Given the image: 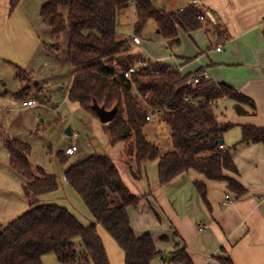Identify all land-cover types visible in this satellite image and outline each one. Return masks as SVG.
I'll return each mask as SVG.
<instances>
[{"label":"trees","instance_id":"16d2710c","mask_svg":"<svg viewBox=\"0 0 264 264\" xmlns=\"http://www.w3.org/2000/svg\"><path fill=\"white\" fill-rule=\"evenodd\" d=\"M20 1L10 0V10ZM132 4L137 13L135 34H141L147 22L154 19L158 34L171 49L180 44L181 31L190 32L211 24L209 16L196 3L169 10L157 6L153 0L47 1L41 7V17L54 35L55 50H60L62 33L70 30L67 60L74 69L68 99L96 116L95 103L108 109L117 108L104 130L112 142L128 141L125 155L136 161L137 172L130 168L136 179L142 176L147 161L158 159L161 185L195 170L209 180L225 181L229 191L243 196L247 188L230 174L239 173L235 162L237 145L220 143L234 123L219 122L218 101L225 98L232 102L239 115L256 114L257 102L229 83L205 77L203 67L183 73L165 61L136 56L132 51L135 36L117 38L118 15ZM63 6L68 7L67 15L61 11ZM208 32L219 43L229 39L221 25ZM139 61L143 63L127 75V70ZM17 67L18 80L32 76ZM200 74V81L195 83L193 78ZM35 85L37 93L42 94L44 83ZM33 94L36 91L25 85L16 96L24 100ZM151 112L159 120L154 123L153 132L148 130L147 115ZM256 142L264 144V126L243 125L238 144ZM5 146L10 152V165L24 178L23 189L31 200L30 208L23 214L7 224L0 223V264H45L44 256L52 252L63 264H112L99 226L123 249L125 264H154L161 255L152 234L135 233L129 215L128 208L137 207L148 193H134L108 154L94 152L69 165L64 172L93 216L85 224L65 205L39 202L38 197L59 188V181L42 168L37 172L33 169L29 143L7 138ZM59 156L67 163L65 153L60 151ZM194 185L211 211L207 182L196 179ZM169 254L160 264H194L186 245L179 242ZM218 258L222 263H233L229 256Z\"/></svg>","mask_w":264,"mask_h":264},{"label":"crops","instance_id":"0c3cea01","mask_svg":"<svg viewBox=\"0 0 264 264\" xmlns=\"http://www.w3.org/2000/svg\"><path fill=\"white\" fill-rule=\"evenodd\" d=\"M47 1L49 0H21L11 11L10 0H0V66L12 62L20 67H27L36 53H40L39 65L44 52L38 51L42 43L50 44L49 52L58 56L56 64L69 63L67 52L65 58L62 45V53L53 48V33L44 35V31L48 29L39 25L40 21L43 22L41 7ZM181 1L182 4H177L176 8L196 3L209 16L211 24L190 32L181 31L178 51L163 60L183 73L194 72L203 67L210 78L235 86L257 102L256 114H237L232 108V102L225 98L218 101L217 109L219 122L234 123L223 136L226 146L237 145L235 162L239 173L230 174L236 177L248 192L237 197L227 189L225 181L209 180L202 173L190 170L184 176H178L166 184L175 182L174 196L170 191L164 194L161 190L164 195L153 202L150 197L154 192L151 189L149 192L142 189L145 185L140 176L141 182L138 183L142 185L137 186V192L140 195L148 193V196L141 200L137 207L128 208L131 223L137 235L152 234L157 247L162 250L161 254L173 250L179 242L181 246L186 245L194 264H225L218 256H229L232 264H264V144H238L242 137L243 125L264 126V0ZM132 7L133 4L124 12L129 14ZM220 25L229 35L228 40L220 42L223 44L222 50L217 49L219 42L215 35L208 32L209 29ZM140 35L134 34L140 37L141 42H135L133 45L143 42ZM68 43L69 41L67 47ZM30 70L34 76H38L37 68L33 65ZM39 81L42 82V79ZM23 86L21 83V87ZM60 89L64 91L65 87L61 85ZM67 93L68 89L65 95ZM188 175L191 180L183 181L182 178ZM196 179L205 180L208 184L211 211L201 203V197L194 185ZM66 187L75 194L71 185ZM50 193L41 196H48ZM227 194L231 200L224 203ZM41 196L39 202L48 201ZM28 205L30 207V204ZM154 206L155 209L160 207L163 211V217L158 216V220L153 214L154 210L152 211ZM74 213L78 216L77 212ZM92 220L90 212V217L82 221L89 224ZM174 229L178 231L179 236L174 234ZM99 232L111 263L125 264V253L115 239L102 226H99Z\"/></svg>","mask_w":264,"mask_h":264},{"label":"rangeland","instance_id":"374dc122","mask_svg":"<svg viewBox=\"0 0 264 264\" xmlns=\"http://www.w3.org/2000/svg\"><path fill=\"white\" fill-rule=\"evenodd\" d=\"M153 2L157 6H165L169 10L182 4L181 0H153ZM61 11L67 15L68 7H61ZM136 20L135 7L131 8L129 14L121 12L118 15L117 38L127 39L133 37ZM39 25L43 29L47 27L48 31H44V35L49 32L52 33L51 28L43 24L42 21L39 22ZM140 36L143 42L140 45H133L132 48L136 56L164 61V58H169L171 54L173 55V52H177L179 49V47L168 48L166 41L157 32L154 19L147 22ZM61 39L64 50L62 48L60 53L64 51L66 58L67 41L70 39L69 29L64 32ZM49 45V43H42V47L38 49L39 52L40 50L44 51L42 52V60H39V65L38 55L40 53H36L27 67L21 66L27 72L32 73V76L28 78L26 76L25 80L20 81L17 79L16 75L19 69L16 64L9 62V65L0 66V223L2 224H7L23 214L30 208L28 204L31 200L27 199L23 189L24 178L10 165V152L5 146L7 138L19 139L29 143L32 148L29 158L33 169L37 172L38 168H42L46 174L57 177L59 188L48 196H41L48 200L43 202L67 205L73 212H77L83 221L90 217V210L73 187L75 194L67 190L66 185L70 187V184L65 181L64 172L69 165L86 158L94 152L108 154L117 163L124 181L134 193L139 194L136 188L138 185H142L138 183L141 182V178L136 179L133 172L130 171L131 167L136 172L137 169L134 158L125 155L128 141L112 142L104 130L105 124L108 123L102 122L98 116L86 111L79 103L71 102L67 94L65 95L70 86L74 68L66 62L63 65L56 64L55 61H57L58 56L49 52ZM32 65L37 68L36 73L39 77L34 76L30 70ZM56 68H58L57 71ZM35 77L39 80L41 78L42 83H44L43 95L37 93L35 83L41 81ZM21 83L24 86H31L32 90L36 91L32 98L38 99L39 104L37 106H26L23 104V99L16 96V93L22 88ZM59 84L65 87L64 91L60 89L61 85ZM158 121L157 118L149 120L148 130L153 132L156 125L154 123ZM68 126H71V135L66 132ZM73 142L78 143L79 150L74 155L65 154L68 161L63 163L59 152L65 153V148ZM158 165V159H152L147 161L142 169V178L145 185V187L142 186V189L147 192L151 189L154 192L150 197L153 202H156V199H160L162 195L167 194L169 191L172 196L176 193L175 182L170 185H161ZM182 179L185 182L191 180L189 175ZM161 190L164 191V194ZM201 203L203 205L202 199ZM156 209L154 206L152 211L154 210L155 213L153 212V214L158 220V218L160 219L158 216L163 217V211L160 207ZM168 257H170L169 252H164L158 255L154 262L159 264V262H162V258L166 259ZM44 259L45 264H63L53 252L46 254Z\"/></svg>","mask_w":264,"mask_h":264},{"label":"built area","instance_id":"2783aa9c","mask_svg":"<svg viewBox=\"0 0 264 264\" xmlns=\"http://www.w3.org/2000/svg\"><path fill=\"white\" fill-rule=\"evenodd\" d=\"M199 16H200L201 19H204V18H205L204 15H199ZM134 41H135L136 43H140V42H141V39H140V37L135 36V37H134ZM217 49H218V50H222V49H223V44L219 43V44L217 45ZM142 63H143V61H139V62H137L136 66L129 68V69L127 70V75H130L131 72H134V71L136 70L137 66L141 65ZM202 75H204L205 77H208V74H207L206 71H205L204 73H202ZM200 78H201V74H200V75H196V76L193 78V81H194L195 83H198V82L200 81ZM23 104L26 105V106H37V105L39 104V101H38L37 98H29L28 100H23ZM152 118H153V115H152V112H151V113H149V114L147 115V119H148V120H151ZM78 150H79L78 143H77V142H73V143L69 144V145L65 148L64 152H65L66 155H74V154L77 153ZM263 160H264V157H263ZM230 200H231V199H230V195L227 194L226 197H225V202H224V203H227V202H229Z\"/></svg>","mask_w":264,"mask_h":264},{"label":"water","instance_id":"95a60500","mask_svg":"<svg viewBox=\"0 0 264 264\" xmlns=\"http://www.w3.org/2000/svg\"><path fill=\"white\" fill-rule=\"evenodd\" d=\"M94 109L97 113V116L100 118V120L104 123H109L116 115L117 112V108L113 107L112 109H108L105 106H100L98 103L94 104ZM66 132L71 135L72 134V130H71V126H68L66 129ZM220 143H224V139L221 138L220 139ZM184 176V175H182Z\"/></svg>","mask_w":264,"mask_h":264}]
</instances>
